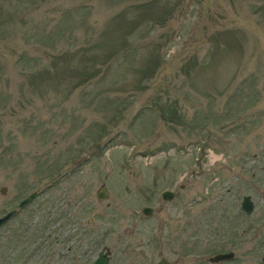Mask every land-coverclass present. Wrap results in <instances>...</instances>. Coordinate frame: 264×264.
<instances>
[{
	"label": "rangeland",
	"instance_id": "374dc122",
	"mask_svg": "<svg viewBox=\"0 0 264 264\" xmlns=\"http://www.w3.org/2000/svg\"><path fill=\"white\" fill-rule=\"evenodd\" d=\"M2 185L0 264H264V0H0Z\"/></svg>",
	"mask_w": 264,
	"mask_h": 264
},
{
	"label": "water",
	"instance_id": "95a60500",
	"mask_svg": "<svg viewBox=\"0 0 264 264\" xmlns=\"http://www.w3.org/2000/svg\"><path fill=\"white\" fill-rule=\"evenodd\" d=\"M0 191L5 193L6 192V186L2 185L0 187ZM107 188L104 184H102L98 190H97V197L98 198H104L107 196ZM162 197L165 199H170L173 195H174V191L171 189H165L162 191L161 193ZM35 196V191H32L31 193H29L27 196L23 197L19 203H18V207H22L24 206L26 203H28L32 198H34ZM254 208V202L251 200L249 195H244L242 200H241V209H243L245 211V213L249 214L252 212ZM151 210L150 206H144L142 208V211L145 214H148ZM16 212V208L10 209L7 212H5L4 214L0 215V226L6 221L8 220L11 216H13V214ZM106 248V247H105ZM108 252V249H107ZM234 255L233 251H229V252H218L216 253L214 256H211L209 258V260L211 261H220V260H225L228 258H231ZM262 259L264 261V255L262 256ZM91 264H108V256L107 254H105V252H103V250L99 251V255L98 257L91 263ZM157 264H167V260L165 258H161Z\"/></svg>",
	"mask_w": 264,
	"mask_h": 264
},
{
	"label": "flooded vegetation",
	"instance_id": "af4514ba",
	"mask_svg": "<svg viewBox=\"0 0 264 264\" xmlns=\"http://www.w3.org/2000/svg\"><path fill=\"white\" fill-rule=\"evenodd\" d=\"M183 186V185H182ZM32 192V191H31ZM30 192V193H31ZM174 193H175V191H174ZM29 194V193H28ZM27 194V195H28ZM35 196H36V191H35ZM35 196H34V198H35ZM25 197V196H24ZM23 198V197H22ZM21 198V199H22ZM34 198H32L29 202H31ZM21 199H19L18 200V202H17V206L16 207H13V208H16V212H15V214L18 212V210L20 209V208H22V207H24V206H22V207H18V203H19V201L21 200ZM100 199V198H99ZM163 199H165V198H163ZM28 202V203H29ZM144 206H150L151 207V210H150V212L148 213V214H145L143 211H142V208L144 207ZM13 208H11V209H13ZM10 210V209H9ZM141 212H143L146 216H150V215H152V213H153V207L151 206V205H143L142 207H141ZM8 211V210H7ZM7 211H5V212H7ZM4 212V213H5ZM3 213V214H4ZM15 214H13V216L15 215ZM10 219V218H9ZM8 219V220H9ZM8 220H6V221H8ZM5 221V222H6ZM4 222V223H5ZM3 223V224H4ZM82 225H83V220H80L79 221V225H77L75 228H77V232H80L81 231V228H82ZM10 239L11 238H9V237H7L6 239H5V244H10L11 242H10ZM106 247V248H105ZM107 249H108V252H107ZM100 250H103V252H105V254H107V256H108V264L110 263V261L112 260V258H113V254L111 253V249H109V247H107V246H102L101 248H100ZM100 250H98V252H97V254H96V256L94 257V259H92V261L90 262V263H88V264H91L97 257H98V255H99V251ZM225 252V251H224ZM218 253V252H217ZM73 254H75V252H73L72 251V249H71V245H67V247H66V251H65V253H63L62 254V251H61V255H60V259L61 260H64V264H69L70 263V261L74 258L73 256L71 257L70 255H73ZM211 257V256H210ZM209 257V258H210ZM233 257V256H232ZM161 258H165V257H163V256H160L159 257V259L157 260V262L161 259ZM166 259V258H165ZM167 260V264H169L170 262H169V260L168 259H166ZM226 260V259H225ZM221 261V260H220ZM157 262H156V264H157ZM75 264H82V263H80V262H78V261H75L74 262Z\"/></svg>",
	"mask_w": 264,
	"mask_h": 264
}]
</instances>
